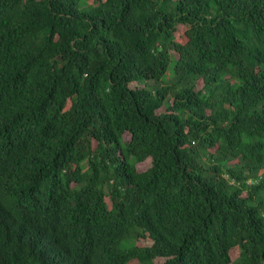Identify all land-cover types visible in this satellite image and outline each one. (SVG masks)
Segmentation results:
<instances>
[{
	"label": "trees",
	"instance_id": "16d2710c",
	"mask_svg": "<svg viewBox=\"0 0 264 264\" xmlns=\"http://www.w3.org/2000/svg\"><path fill=\"white\" fill-rule=\"evenodd\" d=\"M158 258L264 264V0H0V264Z\"/></svg>",
	"mask_w": 264,
	"mask_h": 264
},
{
	"label": "rangeland",
	"instance_id": "374dc122",
	"mask_svg": "<svg viewBox=\"0 0 264 264\" xmlns=\"http://www.w3.org/2000/svg\"><path fill=\"white\" fill-rule=\"evenodd\" d=\"M185 30H186V27L185 26H182V25H179L177 30L175 31V39L179 42H182L184 43L186 41V36H185ZM125 138L128 139V135H125ZM150 166V160H147L146 162L144 163H141V164H138L137 165V169L139 171H144L146 170L148 167ZM152 244V241L149 239V238H146V239H141L138 241V245L139 246H149ZM164 262V259L162 258H158L155 260V264H161Z\"/></svg>",
	"mask_w": 264,
	"mask_h": 264
}]
</instances>
